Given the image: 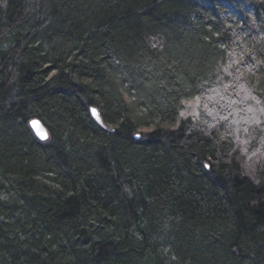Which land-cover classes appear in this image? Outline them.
Instances as JSON below:
<instances>
[{
	"label": "trees",
	"instance_id": "1",
	"mask_svg": "<svg viewBox=\"0 0 264 264\" xmlns=\"http://www.w3.org/2000/svg\"><path fill=\"white\" fill-rule=\"evenodd\" d=\"M248 1L0 0V264H264V162L244 164L264 142V0ZM196 97L218 117L183 118Z\"/></svg>",
	"mask_w": 264,
	"mask_h": 264
},
{
	"label": "bare ground",
	"instance_id": "2",
	"mask_svg": "<svg viewBox=\"0 0 264 264\" xmlns=\"http://www.w3.org/2000/svg\"><path fill=\"white\" fill-rule=\"evenodd\" d=\"M241 2V4H243V6H245L246 5V8H248V9H250V3H249V1L248 0H239V3ZM227 6H229L230 8L233 6H231V5H228L227 4ZM233 8H235L234 6H233ZM244 24H246V22H244ZM241 26H243V25H241L240 24V27ZM232 62V63H231ZM230 65V67H229V69L227 70V76H230V75H228V74H231V73H233V72H235L236 74H239L240 76H242V77H244V78H246V80H244L245 81V84H246V86L248 87V85H250L251 84V86H253V83L250 81V79H251V77H249L250 76V74H251V72L247 69V67L245 68V69H243V67H242V65H241V62H239V61H236L235 59H234V61H230V63H229ZM237 65V66H236ZM248 77V78H247ZM256 86H257V84H255V88H256ZM125 98V97H124ZM188 102H196V106H197V111L199 110V113L201 114V116L202 117H204V118H207V119H209V120H211V119H214V118H217L218 117V114L217 113H215L213 110H211V109H208L207 108V104L205 103V98H202V97H196L195 99H193V100H191V101H187V102H184L183 103V113H185V110H190L191 108H189V107H187V103ZM206 107H205V106ZM97 112V113H93V112ZM183 113H182V117L183 118H190L191 119V116H183ZM90 116H91V118L93 119V121L99 126V127H101V128H103V129H107V127H106V125H105V123L103 122V119H102V117H101V115L99 114V110L97 109V108H91V110H90ZM193 122H195L193 119H191ZM31 121H36L35 119H33V120H31ZM40 121V120H39ZM41 122V121H40ZM39 122V123H40ZM42 125V124H41ZM44 126V125H43ZM33 127H35V132L37 133V134H40V133H42V131L40 130V125L38 124V123H33ZM45 127V126H44ZM166 127H168V128H170V126L167 124V123H165V122H163V121H161V120H159V121H157V123H155L154 125H151L150 127H146V128H142V129H138L136 132H135V134H134V139L136 140V141H140V140H144L145 138H146V136H148V135H151L152 133H154L155 131H156V129L158 128L159 130H161V131H165V130H163V129H166ZM31 128V127H30ZM38 129V130H37ZM45 129H46V127H45ZM32 130V132H33V134L35 135V137H36V139L37 140H39V141H41V142H43V141H48V130L46 129V131H47V137L44 139V138H39L36 134H35V132L33 131V129H31Z\"/></svg>",
	"mask_w": 264,
	"mask_h": 264
},
{
	"label": "rangeland",
	"instance_id": "3",
	"mask_svg": "<svg viewBox=\"0 0 264 264\" xmlns=\"http://www.w3.org/2000/svg\"><path fill=\"white\" fill-rule=\"evenodd\" d=\"M245 90H242L240 92V94L244 95L245 97H247L248 93H246ZM243 92V93H242ZM187 107L191 108L190 110H185V113H183V116H191V119H193L195 122H207V120L205 118H203L201 116V114L199 113V110L197 111V106H196V102H188ZM207 107H210V105L207 104ZM210 109V108H208ZM213 110V109H211ZM214 111V110H213ZM31 124V121L29 123V125ZM264 142H260L257 146V149H254L253 151H251L249 154H247L245 156V171L246 174L250 177H254L256 175V171L258 169H260L262 167V164L264 162Z\"/></svg>",
	"mask_w": 264,
	"mask_h": 264
},
{
	"label": "water",
	"instance_id": "4",
	"mask_svg": "<svg viewBox=\"0 0 264 264\" xmlns=\"http://www.w3.org/2000/svg\"><path fill=\"white\" fill-rule=\"evenodd\" d=\"M93 113H97V112H93ZM36 121H31V124H30V127H31V129H33V131L35 132V127H33V123H38L39 125H40V130L42 131V133H40V134H37L36 132H35V134L39 137V138H46L47 137V131H46V129H45V127L43 126V124H42V122H40L39 121V119H35ZM40 122V123H39ZM42 124V125H41ZM38 130V129H37Z\"/></svg>",
	"mask_w": 264,
	"mask_h": 264
}]
</instances>
